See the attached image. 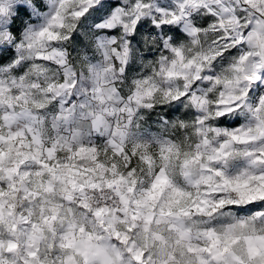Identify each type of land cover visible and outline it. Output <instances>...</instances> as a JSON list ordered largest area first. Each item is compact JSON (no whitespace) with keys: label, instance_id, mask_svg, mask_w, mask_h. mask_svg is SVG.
I'll use <instances>...</instances> for the list:
<instances>
[{"label":"clouds","instance_id":"clouds-1","mask_svg":"<svg viewBox=\"0 0 264 264\" xmlns=\"http://www.w3.org/2000/svg\"><path fill=\"white\" fill-rule=\"evenodd\" d=\"M40 2L47 9L48 0ZM158 6L178 17L167 25L169 31L160 25L170 16L156 21L149 18L141 32L118 34L106 48H100L102 33L96 23L77 22L75 35L83 43L69 38L56 45L65 53L57 57L66 62L62 65L37 58L52 45L29 54L22 28L21 39L11 45V59L0 63V137L16 135L14 141L0 140V183L7 190L17 182L19 191L9 204L14 205L16 217H28V223L18 229L24 252L38 246L40 256L50 264H62L69 255L74 256L75 264H110L112 251L118 248V264H132L126 249L109 238L105 226L125 231L134 224L133 242L142 245L143 216L148 209L135 201L143 198L154 176L163 172L170 180L161 204L172 188L194 192L201 182V168L196 163L185 165V154L203 151L205 136L211 147L210 129L227 127L215 114L228 106L218 101L243 95L250 87L246 75L264 64V40L249 39L261 17L245 0H238L231 5L234 12L223 16L226 33L219 18L205 22L206 12L194 9L188 0H158ZM233 17L238 19L233 21ZM23 19L27 27L28 17ZM249 21L252 26L245 30L243 25ZM42 22L43 17L33 27ZM150 28L155 31H148ZM133 35L139 43L132 41ZM226 35L232 37L227 44ZM21 43L23 57L16 47ZM37 64H42V70L34 67ZM65 67L71 68V79L76 81L72 101L76 109L70 119H65L59 100L48 92L49 84L64 78ZM189 93L201 101L193 104ZM260 96H264V79L252 88L247 101L258 106ZM237 115L240 113L233 112L227 118ZM241 122H245L244 116ZM43 162L54 166V171L49 172ZM20 164V172L25 174L22 179L4 171ZM69 165L85 173L75 177L77 187L65 175ZM116 176L125 179L109 186L106 181ZM93 183L95 187L90 186ZM121 195L128 198L127 205ZM138 207L139 218L132 221L131 212ZM97 209L106 211L96 216ZM187 222L192 229L191 243L201 245L206 242L202 232L213 227L219 230L228 218L193 216ZM153 229L174 237L166 224H154ZM88 234L103 238L93 239L89 248ZM0 237L10 238L7 225L0 229ZM66 237L74 239V248L64 247ZM75 248L85 254H78ZM12 260L19 264L17 257Z\"/></svg>","mask_w":264,"mask_h":264},{"label":"snow or ice","instance_id":"snow-or-ice-1","mask_svg":"<svg viewBox=\"0 0 264 264\" xmlns=\"http://www.w3.org/2000/svg\"><path fill=\"white\" fill-rule=\"evenodd\" d=\"M188 2L194 9L206 12L205 22L219 18L220 28L227 33L223 16L234 12L231 5L238 0ZM245 3L261 17L256 21L257 30L250 34L249 39L258 42L264 40V0H245ZM33 16L36 17L35 20L32 19ZM160 16L171 17L160 25L165 31L171 30L167 25L178 19L174 12L159 7L158 0H48L47 9L40 0H23V3L21 0H0V63L11 59V45L21 39L22 28L25 29L23 39L29 42V54L31 50L46 49L48 45H52L50 51L38 53L37 58L42 63L57 62L65 65L63 59L57 60V57H63L65 53L56 45L69 38L83 43L80 37L75 35L77 22L96 23L102 33L98 37V46L106 48L118 34L124 35L133 31L139 33L149 18L156 21ZM23 17H28L27 27ZM42 17L43 22L38 27H33ZM237 19L233 17V21ZM251 26V21L243 25L245 30ZM233 28L235 29V23ZM148 31L154 32L155 28ZM131 39L139 43L137 36L133 35ZM224 39L227 44L232 37L226 35ZM16 47L23 57V43L17 44ZM116 51L118 54L119 50ZM177 55H180L178 51ZM34 67L42 70V64ZM71 76V68L65 67L64 78L58 83L48 85L49 94L59 100L61 112L66 113L65 119H70L76 109V105L72 103L75 99L76 81L71 79ZM245 79L250 87L243 95L218 101V104L228 106L225 111H217L215 114L219 122L227 127L210 129L213 133L211 147H208L210 142L205 136L203 151L185 154V165L196 163L202 170L201 182L196 185V190L186 192L172 188L168 199L161 204L160 198L169 188L170 180L163 172L154 176L143 198L135 201L139 207L148 209L143 216L145 237L142 245L138 246L133 242L134 224H130L125 231L116 230L114 226H105L104 230L110 232L109 238L115 239L126 249L132 264H264V96H260L259 105L255 107L247 101V96L252 95V88L258 87L259 81L264 79V64L258 65L256 71L248 73ZM2 83L0 81V84ZM192 87H195V84ZM2 90L0 88V91ZM189 94L193 104L201 101L195 93ZM68 104L72 106L67 107ZM233 112H239L240 115L229 120L227 117ZM241 116L245 117L243 124ZM4 139L14 141L16 135L0 137V140ZM80 151L84 152L85 149ZM42 166L49 172L54 171V166L48 162H43ZM22 167L20 164L19 167L4 171L10 177L18 175L22 179L25 175L20 172ZM97 167L102 165L98 164ZM65 175L70 178L72 186L77 187L75 177L85 173L69 165L66 166ZM124 179L123 176H116L114 179H108L106 183L111 186ZM90 186L95 187V184ZM18 191L15 181L8 185L7 190H4L3 184L0 183V229L7 225L10 237H0V264H13L14 256L19 264H50L47 258L40 256L38 246L35 250L23 251L18 229L21 224L28 223V217L25 214L16 217L12 211L14 205L9 204V199H14ZM121 199L125 205L128 204L127 197L121 195ZM139 207L131 212L132 221L139 218ZM104 211L106 210L97 209L95 214L102 216ZM218 215L227 217L228 222L219 230L214 227L205 229L202 238L206 242L201 245L192 244V229L188 225V218H213ZM44 219L48 220V217ZM154 224H166L167 231L174 233V237L154 230ZM33 228L39 231L35 225ZM102 238L88 234L87 247H93V239ZM65 240L64 247H75L74 239L66 237ZM153 248L158 251L153 253ZM75 251L81 255L85 254L80 248H75ZM119 257L120 250L114 248L110 264H118ZM62 264H75L74 256L65 257Z\"/></svg>","mask_w":264,"mask_h":264}]
</instances>
